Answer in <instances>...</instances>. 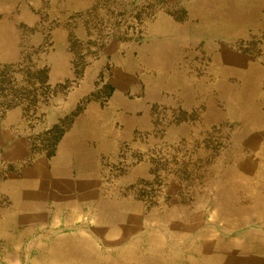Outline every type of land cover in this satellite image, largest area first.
<instances>
[{
	"label": "rangeland",
	"instance_id": "1",
	"mask_svg": "<svg viewBox=\"0 0 264 264\" xmlns=\"http://www.w3.org/2000/svg\"><path fill=\"white\" fill-rule=\"evenodd\" d=\"M220 1L0 0V264L263 243L264 0Z\"/></svg>",
	"mask_w": 264,
	"mask_h": 264
},
{
	"label": "crops",
	"instance_id": "2",
	"mask_svg": "<svg viewBox=\"0 0 264 264\" xmlns=\"http://www.w3.org/2000/svg\"><path fill=\"white\" fill-rule=\"evenodd\" d=\"M240 2H242V0H221V6L220 4L216 6L217 13H222L223 16H226V18L222 19L223 22L222 24H220L221 26H227L229 27V29L235 28L234 30L237 31L239 21L238 16L248 14L249 8H251L252 6V4H250V7L247 6L245 8H241ZM233 37L237 38L238 36L231 35L230 38ZM222 39L221 41H223ZM223 46H226V44H223ZM221 58L228 59V53L225 52L223 53V55L221 54ZM242 76H244V74ZM83 234L84 235L80 236L78 234L74 235L70 237L68 241L63 240L66 242L63 243V248H59V250H57L54 254V264H127L128 261L134 262V264L157 263V259L155 258H157L158 254L156 256H153L154 254H151L149 256H142L140 253L141 256L138 257L137 253L133 252L132 255H134L135 258L127 260L126 256L128 254V250L126 248L121 249L120 252H114V254L109 253L108 251H104V254L101 252H96L95 247H93L94 245L90 242V238L87 236L88 232L86 234ZM110 237L112 236L110 235ZM245 253H247V258L244 261V264H264V241L262 244L252 248V250H244L242 252H238L237 255L241 257ZM143 257L146 258L144 259ZM162 264L172 263L169 260H166L163 261Z\"/></svg>",
	"mask_w": 264,
	"mask_h": 264
}]
</instances>
